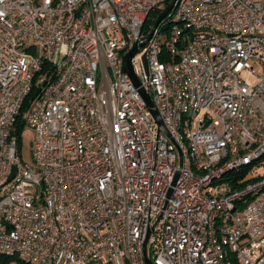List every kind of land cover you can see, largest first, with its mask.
Here are the masks:
<instances>
[{"label": "built area", "instance_id": "obj_1", "mask_svg": "<svg viewBox=\"0 0 264 264\" xmlns=\"http://www.w3.org/2000/svg\"><path fill=\"white\" fill-rule=\"evenodd\" d=\"M171 1L0 0L1 255L264 264V0Z\"/></svg>", "mask_w": 264, "mask_h": 264}, {"label": "water", "instance_id": "obj_2", "mask_svg": "<svg viewBox=\"0 0 264 264\" xmlns=\"http://www.w3.org/2000/svg\"><path fill=\"white\" fill-rule=\"evenodd\" d=\"M175 2H176V0H172V1L170 2V4L168 5V7H167V8L163 11V13L158 17V19L156 20V22H155V24H154V27H153V30H152L151 34L147 37V40H149V39L152 37V35H153L155 29L157 28V26L159 25V23L161 22V20H162V19H163V18H164V17H165V16H166L171 10H172V8H173ZM137 52H138V48H135L134 50H132V51L129 53V55H128V62H129V63H130L132 57H133ZM128 72H129L130 76L133 78V80L137 83V81H136V79H135V77H134V74H133L131 68L129 69ZM143 95H144V97H145V99H146V101H147L149 107L151 108L154 117H155V118L157 119V121L163 126V124H162V120H161V118H160L158 112H157L155 109H153V104H152V102H151L149 96L146 95L145 93H143ZM14 170H16V167H14ZM13 177H14V174L12 175V177L10 178V180H12ZM147 247H148V240H147L146 243H145V259H146L147 264H154V263L150 260V258L148 257V255H147Z\"/></svg>", "mask_w": 264, "mask_h": 264}, {"label": "rangeland", "instance_id": "obj_3", "mask_svg": "<svg viewBox=\"0 0 264 264\" xmlns=\"http://www.w3.org/2000/svg\"><path fill=\"white\" fill-rule=\"evenodd\" d=\"M34 132L29 127H25L23 130V139L20 145V152L25 162L30 163L32 160V148H33Z\"/></svg>", "mask_w": 264, "mask_h": 264}, {"label": "trees", "instance_id": "obj_4", "mask_svg": "<svg viewBox=\"0 0 264 264\" xmlns=\"http://www.w3.org/2000/svg\"><path fill=\"white\" fill-rule=\"evenodd\" d=\"M160 12L153 13L151 15V19L148 22V25L153 26L155 24L156 19L159 17ZM20 130H23V124L20 125ZM0 264H33L30 262L23 261L19 259L16 256H6V255H1L0 254Z\"/></svg>", "mask_w": 264, "mask_h": 264}]
</instances>
